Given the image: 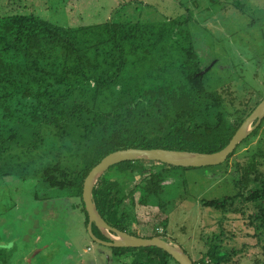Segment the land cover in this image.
<instances>
[{
  "label": "trees",
  "instance_id": "1",
  "mask_svg": "<svg viewBox=\"0 0 264 264\" xmlns=\"http://www.w3.org/2000/svg\"><path fill=\"white\" fill-rule=\"evenodd\" d=\"M120 11L104 22L69 26L35 13L0 15V179L9 175L25 181L37 179L48 189L73 194L68 197L85 215L86 227L89 216L83 199L84 182L105 156L132 147L217 152L228 145L261 102L233 120L224 97L210 87L207 79L222 63L207 51H203L206 59L199 57L189 41V46L182 47L187 59L181 66L185 81L179 87L154 86L134 94L127 102L113 105L110 111L99 109L95 102L119 83L129 51L136 52L158 36L153 45L157 46L172 29L188 23V19L170 18L158 30V23L118 21ZM184 33L189 40L187 31ZM51 58L55 59L51 65L46 64ZM60 58L61 63L57 61ZM91 82L95 84L94 102L73 99L78 84ZM44 125L55 130L59 145L51 153L57 159L34 167V159L24 160L23 154L43 147ZM263 125L264 120L243 142L257 135ZM67 151L76 158V166ZM236 151L225 162L229 163ZM115 168L131 173L137 181L130 194L132 205L157 207L164 217L155 226H166L170 216L163 201L164 183L170 171L178 167L154 161H125L107 173ZM239 170L243 173L236 180V194L205 200L204 204L240 215L250 229L248 236H264V173L258 170L255 160ZM94 198L110 225L129 232L125 224L128 215L122 207L126 198L118 178L102 176ZM145 223L139 221L140 231L129 233L147 238L165 236V232L143 233ZM93 228L97 236L106 239L96 226ZM224 235L215 237L221 242ZM223 247L222 243L209 245L195 263L226 264L238 255L236 248L223 253ZM112 248L114 257L123 263L168 264L172 258L159 247ZM8 259L0 250V264H10Z\"/></svg>",
  "mask_w": 264,
  "mask_h": 264
},
{
  "label": "rangeland",
  "instance_id": "2",
  "mask_svg": "<svg viewBox=\"0 0 264 264\" xmlns=\"http://www.w3.org/2000/svg\"><path fill=\"white\" fill-rule=\"evenodd\" d=\"M119 10L116 20L158 23V30L170 18L188 19V23L172 29L157 46L153 45L158 36L136 52L129 51L119 83L95 102L99 109L110 111L113 105L154 86L179 87L185 81L181 66L187 59L182 47L189 46V41L199 57L206 59L203 51H207L222 63L207 79L224 97L233 120L264 98V0H0V15L35 13L63 26L104 22ZM181 29L187 31L189 40ZM62 60L57 59L59 63ZM94 85L78 84L73 99L94 102ZM42 134L43 147L23 154L24 160L34 159V167L57 159L51 153L59 145L55 130L44 125ZM69 153L76 166V158ZM253 160L264 173V125L257 135L239 144L229 163L173 168L164 183L163 201L170 216L166 226H155L164 217L157 207L132 205L130 194L137 181L131 173L115 168L103 176L121 181L129 232L140 231L139 221L144 220L143 233L163 230L195 261L209 245L222 243L223 253L233 248L238 251L226 264H264V236H248L250 229L240 215L204 204L205 200L236 194V180L243 173L239 168H247ZM70 195L48 189L37 179L25 181L15 175L0 179V250L9 263L132 264L115 258L112 247L93 242L94 247L87 249L92 238L85 215ZM222 233L225 235L219 242L215 236ZM168 264L179 263L171 258Z\"/></svg>",
  "mask_w": 264,
  "mask_h": 264
},
{
  "label": "water",
  "instance_id": "3",
  "mask_svg": "<svg viewBox=\"0 0 264 264\" xmlns=\"http://www.w3.org/2000/svg\"><path fill=\"white\" fill-rule=\"evenodd\" d=\"M203 70V75L210 67ZM264 120V98L254 108L251 114L244 120L236 131L228 145L223 149L207 153L189 150H175L165 148H127L114 151L105 156L92 168L85 179L83 187V199L89 216L88 233L94 242L119 248L159 247L168 252L179 264H196L193 258L183 247L165 236L151 238L131 234L110 225L101 215L94 198V190L100 178L114 165L125 161H154L177 167H205L224 163L249 135ZM96 226L106 239L100 238L94 232Z\"/></svg>",
  "mask_w": 264,
  "mask_h": 264
},
{
  "label": "built area",
  "instance_id": "4",
  "mask_svg": "<svg viewBox=\"0 0 264 264\" xmlns=\"http://www.w3.org/2000/svg\"><path fill=\"white\" fill-rule=\"evenodd\" d=\"M161 232H163V230H161ZM93 248V245L88 247V250H91Z\"/></svg>",
  "mask_w": 264,
  "mask_h": 264
},
{
  "label": "crops",
  "instance_id": "5",
  "mask_svg": "<svg viewBox=\"0 0 264 264\" xmlns=\"http://www.w3.org/2000/svg\"><path fill=\"white\" fill-rule=\"evenodd\" d=\"M91 245H93L92 242H90V243L87 245V249H88V247L91 246ZM93 247H94V246H93ZM87 249H85V250H87Z\"/></svg>",
  "mask_w": 264,
  "mask_h": 264
}]
</instances>
